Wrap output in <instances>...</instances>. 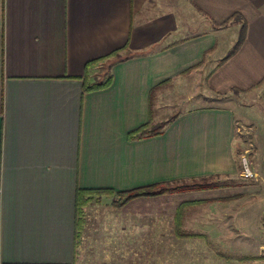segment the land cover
<instances>
[{
  "label": "crops",
  "instance_id": "0c3cea01",
  "mask_svg": "<svg viewBox=\"0 0 264 264\" xmlns=\"http://www.w3.org/2000/svg\"><path fill=\"white\" fill-rule=\"evenodd\" d=\"M174 89L188 107L128 138L167 120ZM248 100H264V0H0V264H264V147L232 110ZM209 176L206 190L76 203L77 189Z\"/></svg>",
  "mask_w": 264,
  "mask_h": 264
},
{
  "label": "trees",
  "instance_id": "16d2710c",
  "mask_svg": "<svg viewBox=\"0 0 264 264\" xmlns=\"http://www.w3.org/2000/svg\"><path fill=\"white\" fill-rule=\"evenodd\" d=\"M237 15H232L230 17L233 18ZM227 22V21H226ZM226 22L222 23L221 25H225ZM244 35H245V25L243 24L240 27L239 34H238V39L236 40L233 48L230 50V52L222 59V61L227 60L229 57H231L240 47L241 43L244 40ZM121 50H128L127 45L121 47L118 51H114L110 57H114V60H124L128 58V55H119V51ZM112 81V76L109 75L104 81L102 82H96L93 84H87L85 81L83 83V91H92V90H97L101 88L108 87L111 84ZM233 90H238L237 88H234ZM173 117L162 121L157 124H152L151 122H148L144 125H141L140 127L136 128L135 130L131 131L128 133V138H140L143 136H151V135H158L163 131V128L165 127L166 124H168ZM215 177L214 176H209L205 178H199V179H191V180H177V181H170L166 183H160V184H155V185H150L146 187H139L130 191H118V192H113L112 190L109 189H103V190H87L83 191L80 189H77L76 191V203L79 208H82L84 204L89 202L90 198L95 195V194H117L120 196L123 200V202L140 197V196H151V195H158L162 194L165 192H187V191H195V190H206L210 189L213 187H216L218 184L215 182ZM87 193V197L84 195ZM90 194V195H89ZM261 224L264 227V214L261 217ZM175 236L178 238H183V237H197L201 236L199 234H193V233H185L182 232L181 230H176L174 232ZM240 260H252L254 257H241L239 258Z\"/></svg>",
  "mask_w": 264,
  "mask_h": 264
},
{
  "label": "rangeland",
  "instance_id": "374dc122",
  "mask_svg": "<svg viewBox=\"0 0 264 264\" xmlns=\"http://www.w3.org/2000/svg\"><path fill=\"white\" fill-rule=\"evenodd\" d=\"M234 42V41H233ZM176 92H174L172 94V96H170L169 98H167L165 100L164 103L161 104L162 109H160V114H162L163 118L168 119L170 116H172L175 112H177L178 110H183L184 108L188 107V105L185 103L183 97L184 95H180L177 94L179 93V89H174ZM247 99H250L249 95L245 96ZM249 102H247L246 104H235L232 107L233 112L235 113L237 119H238V123L241 126L242 130H245L246 128H248L249 126H253L254 129V138L256 139L258 145H260V147H264V100L261 101H253L251 102V100H248ZM249 124H253V125H249ZM253 139L250 136H246V138L244 139V142L246 144V148L249 149V146L247 144H249L250 142L252 143ZM260 148V149H261ZM242 152V151H241ZM251 152L248 151V155L250 156ZM249 159L250 162V167L253 170V166H252V162ZM256 156H257V164L259 165V162L262 161V163H264L263 157H264V153L261 151L260 153L256 152ZM237 165L241 170V166H240V154L238 155L237 158ZM177 243H202L200 241L197 240H189V239H183V241H179ZM215 243H230L228 241H221V242H215ZM114 243H91V248L94 249V253L92 254V258L95 257L96 251L100 252L99 256L100 257H104L105 260L110 261L112 259V256H114V252L111 251V248H113ZM140 244V243H139ZM144 244V243H143ZM94 245L96 247H94ZM96 249V251H95ZM88 256H91L90 254ZM89 259V257H88Z\"/></svg>",
  "mask_w": 264,
  "mask_h": 264
},
{
  "label": "built area",
  "instance_id": "2783aa9c",
  "mask_svg": "<svg viewBox=\"0 0 264 264\" xmlns=\"http://www.w3.org/2000/svg\"><path fill=\"white\" fill-rule=\"evenodd\" d=\"M240 166H241L240 173L243 177L245 178L255 177V173L250 167V162L248 159L247 152H244L242 155H240Z\"/></svg>",
  "mask_w": 264,
  "mask_h": 264
}]
</instances>
